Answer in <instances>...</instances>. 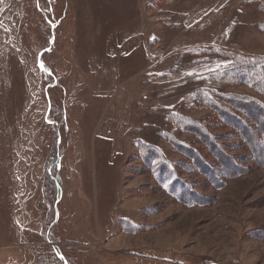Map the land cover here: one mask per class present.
Instances as JSON below:
<instances>
[{"label": "rangeland", "instance_id": "1", "mask_svg": "<svg viewBox=\"0 0 264 264\" xmlns=\"http://www.w3.org/2000/svg\"><path fill=\"white\" fill-rule=\"evenodd\" d=\"M240 56L264 0H0V264H264Z\"/></svg>", "mask_w": 264, "mask_h": 264}, {"label": "trees", "instance_id": "2", "mask_svg": "<svg viewBox=\"0 0 264 264\" xmlns=\"http://www.w3.org/2000/svg\"><path fill=\"white\" fill-rule=\"evenodd\" d=\"M235 62L238 64L233 65V66H231V68L228 69L230 71V73L236 71L235 74H237V76H235V78H237L239 81H244L248 84H253L257 88H259L262 92H264V84L262 81H260L257 78L258 73H261L262 77L264 78V60L263 61H259V60L256 61L255 58L248 59V58H243L240 56L237 58V60H234V63ZM244 72H247L248 75H245ZM250 74H251V76H250ZM249 107H251V108H249ZM241 109H243V110H241ZM241 109H238L236 111H247V109H248V111H247L248 115H253V117H255V120H259V123L264 126V117L262 115L260 117L259 116L260 113L255 115L254 113H258V112L255 111L253 106L244 105ZM237 116L238 115L229 113V121L233 125L237 126L238 128L244 129L243 128L244 126L242 125V123H243L242 120L237 118ZM177 121L182 122L181 120H177ZM233 122H237L238 124L237 123L234 124ZM204 166H206V168L209 169V166L207 164H205ZM171 175H173V174H171Z\"/></svg>", "mask_w": 264, "mask_h": 264}, {"label": "snow or ice", "instance_id": "3", "mask_svg": "<svg viewBox=\"0 0 264 264\" xmlns=\"http://www.w3.org/2000/svg\"><path fill=\"white\" fill-rule=\"evenodd\" d=\"M40 68H41V70H45L46 71V69L44 68V65H43V63L41 62V64H40ZM50 74V73H49ZM61 258H63V257H61Z\"/></svg>", "mask_w": 264, "mask_h": 264}]
</instances>
